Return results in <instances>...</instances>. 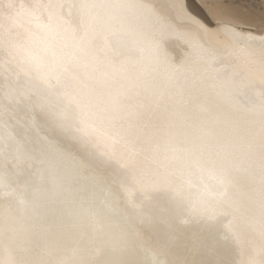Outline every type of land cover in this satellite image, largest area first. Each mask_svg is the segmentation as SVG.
<instances>
[{
  "label": "bare ground",
  "instance_id": "1",
  "mask_svg": "<svg viewBox=\"0 0 264 264\" xmlns=\"http://www.w3.org/2000/svg\"><path fill=\"white\" fill-rule=\"evenodd\" d=\"M68 1L0 0L3 65L55 94L71 125L32 119L46 133L20 146L44 157L25 187L16 133L0 126V153L13 160L0 161V178L14 186L0 192V264H209L190 232L145 229L157 209L138 199L153 202L164 188L197 212L231 216L226 228L241 249L214 264H264V0H249V11L209 0L220 28L184 0H73L66 14ZM107 29L124 35L119 46L111 49ZM174 29L204 64L222 61L227 80L192 68L190 51L181 63L169 55Z\"/></svg>",
  "mask_w": 264,
  "mask_h": 264
},
{
  "label": "rangeland",
  "instance_id": "2",
  "mask_svg": "<svg viewBox=\"0 0 264 264\" xmlns=\"http://www.w3.org/2000/svg\"><path fill=\"white\" fill-rule=\"evenodd\" d=\"M72 1L73 0H69L63 7L64 13L70 14L69 12L72 11L74 5ZM101 1L103 2L104 0ZM184 1L188 8L198 17L204 19L206 23H209L217 28L221 27L222 23L214 20L213 11L210 4H208L209 0ZM224 2L227 6L239 5L243 10L249 11V0H224ZM157 23L160 24L159 21H157ZM107 31L110 34L109 41L111 49L113 43L114 45L119 46L120 40L124 35L121 34L114 37L112 35V29H107ZM177 34V31L174 29L173 31L171 30L170 34L165 35V49L170 52L169 55L174 57L177 62L181 63L185 53L190 51L191 54L189 57L191 58L190 62H192V68L196 67L197 64H201L211 75H213V70H220L224 72L223 78L227 80L229 68L226 70L222 61L212 57L214 64H204L201 57L206 54L192 48L189 42L187 43L186 40L179 37V34ZM250 46L256 48L253 44ZM196 53L198 54L196 55ZM110 56L113 57V52ZM2 57L3 53L0 49V126L10 135H12V132L16 133L19 146L21 138L27 139L26 137H30L31 133H36L39 136H42L44 132L46 133L45 129L41 126H36L35 128L33 127L31 121L34 117L41 124L48 121L49 123L52 122L51 125L55 130H57L56 127H59L61 131H66L65 129L69 131L71 125L65 122L66 115L58 107L59 98H57L56 95L51 93L47 88H40L37 86L36 80L31 74H21L4 66V59L2 61ZM86 67L88 66H85L84 68ZM76 70H78V68ZM199 74L202 75V73ZM109 75L112 76V73ZM64 80H69V77L63 76L61 83ZM76 81L78 82V87L80 88L79 91L86 92L84 89V83L87 85L88 82L79 77ZM87 86L89 88L90 84L88 83ZM72 95H75V93H72ZM44 96H46L49 101L45 104V106L41 103ZM53 123L56 124V126L53 125ZM49 136L52 137V135ZM4 140L5 139H0V143H4ZM20 148L22 150L17 154L15 160L20 162L17 167L19 175L21 174L24 178H27L22 186L25 187L29 183L28 173L32 169L35 170L38 166L39 158L37 155L43 156V154L31 147L20 146ZM79 150L83 155L91 159L99 168L108 170V172L112 175H114V172H118L115 171L118 169L110 168V162L96 157L91 150L87 148H79ZM4 159H6L7 163L10 165L13 162V160L8 159L7 153L2 151L0 153V161ZM117 181L119 182L118 179ZM124 183L125 181H123V185H125ZM13 189V185H4V178H0V192L11 193ZM138 200L142 203V207L145 209L150 205L157 209L151 221L144 220V223L147 225L145 229L148 233L161 236L162 232H174L176 229H178L179 235L190 232L193 237H196L201 242L200 246L204 260L209 264H214L213 262L218 257L220 258L222 254L227 252L231 253V257L234 258L236 257L237 252L241 249L239 243L230 234H228L226 227L227 224L232 221V218L227 213L216 212L209 215L204 211L197 212L192 209L193 204H189L188 202L187 204L184 203L183 195L174 194L167 188L162 189L157 198L153 199V202H147L148 200L145 199ZM190 200L191 199H189V201ZM167 205L177 207V213H179V215L174 217V215H171L168 211H166ZM131 206L134 205H128V207ZM162 206H164L165 209H161L160 207ZM167 217L174 218L168 226L161 224V222L166 220Z\"/></svg>",
  "mask_w": 264,
  "mask_h": 264
},
{
  "label": "snow or ice",
  "instance_id": "3",
  "mask_svg": "<svg viewBox=\"0 0 264 264\" xmlns=\"http://www.w3.org/2000/svg\"><path fill=\"white\" fill-rule=\"evenodd\" d=\"M100 7H104V5H99ZM79 7L81 8V9H88V8H90V7H97V5H89V4H87V3H81L80 5H79ZM83 22V21H82Z\"/></svg>",
  "mask_w": 264,
  "mask_h": 264
}]
</instances>
